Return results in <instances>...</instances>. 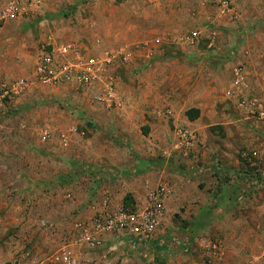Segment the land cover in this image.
<instances>
[{"label":"crops","instance_id":"0c3cea01","mask_svg":"<svg viewBox=\"0 0 264 264\" xmlns=\"http://www.w3.org/2000/svg\"><path fill=\"white\" fill-rule=\"evenodd\" d=\"M53 1L46 0L36 13L41 15L54 7ZM178 3L175 5V0H123L118 5L98 2L94 8L96 17H93L91 25L88 24L83 33L72 28L69 34L73 37H65V40L59 31L45 30L41 35L40 41L43 43L57 45L75 42L93 51L133 47L132 62L138 52L135 46L137 48L141 43L157 46L171 41L180 45L182 52L171 56L161 50H140L144 63L137 64L134 61L126 65L128 69L141 67V70L137 73L138 77L136 75V78L131 79L134 83L132 86L120 80L124 106L123 111L119 112L120 129L117 131L121 137L134 143L142 155L143 158L135 163H131V154L128 152L122 160L129 163L116 161L113 154L104 156L94 149L86 151L79 146L67 151L68 146L73 147L72 140L76 132H61L53 137L48 128L41 129L40 134L30 130L28 120L17 123L15 127L0 122V260L26 259L28 264H62L63 254L70 252L84 260L111 261L113 264H160L162 256L168 263L174 257L175 264H242L249 256L247 248L250 247V256L254 255L252 258L256 260L250 264H262L263 228L258 226L257 231L245 230L242 223L244 215L237 210L240 206L236 205L240 202V188L245 185V181H249L255 189L264 185L260 183L261 174H254L259 169L249 173L237 158L240 145L244 143L242 133L236 132L234 136L229 129L231 126L223 121L221 124L225 125L226 136L218 142L210 128L217 119L221 120L217 116L219 112H226L223 102L217 100L219 87H225L227 99L237 98L230 93L233 92L237 67L244 68L251 91L256 94H259L257 91H264V35L243 36L236 30V36H224L208 28L206 23L212 20L242 27L244 23L241 21L244 19L246 22L247 14L255 11L247 4L234 7L237 21L231 22L227 20L230 17L221 13L215 18L210 16L212 13L208 9L213 7L208 4L190 8ZM5 5L0 9V14ZM148 10L159 13L153 16L142 13ZM162 11H169V16H163ZM175 14H178L177 21L174 19ZM34 15L1 20L5 22V29L15 32L13 39L19 41L18 47L24 39L21 34L23 21H28ZM185 16L187 21L183 20ZM39 25L40 28L44 27L45 22L40 21ZM184 26H188L187 31L178 32ZM194 31L201 35L199 43L190 45L181 42L182 37ZM88 32L89 43H80V39ZM201 41L207 48L215 49L211 51L206 46L198 48ZM57 89L97 109L74 87L62 86ZM192 108L200 111V116L195 120H190L186 115L187 110ZM145 113L151 120H146ZM137 121H146L150 126L147 145L139 146L136 142L141 139L138 131H134L139 129ZM168 122H174L177 128L184 125L198 130L201 143L200 148H195L193 159L187 161L188 167L173 174L165 169L166 164L157 166L153 162L154 157L160 155L157 149L171 135ZM45 132H48L46 138ZM37 138L44 144L37 146ZM177 143L178 139H175V147ZM167 151L163 153L165 157ZM195 161H202L203 165ZM111 165L121 170L122 176L115 184H110L107 181L109 178L99 176L100 172L96 175L95 172L100 169L106 171ZM89 168L93 171L90 178L81 174V171H88ZM190 171L206 183L205 194L191 192L201 182L195 184L194 180L187 178L185 174ZM249 176H253L252 179L249 180ZM159 185L166 189V212L151 242L144 243L135 236L120 232L105 235L101 251L91 250L76 242L74 224L78 221L89 222L95 212L102 208L106 197L115 207V203H124L126 194H131L137 206L145 207L148 194ZM174 216L182 220V223L175 221V228L171 226ZM174 233L173 238L170 235ZM203 240L222 243L224 255L221 262L206 255L203 248L199 249L204 245ZM253 246L255 250H252Z\"/></svg>","mask_w":264,"mask_h":264},{"label":"rangeland","instance_id":"374dc122","mask_svg":"<svg viewBox=\"0 0 264 264\" xmlns=\"http://www.w3.org/2000/svg\"><path fill=\"white\" fill-rule=\"evenodd\" d=\"M8 1L9 0H0V9L5 4H7ZM122 1L123 0H55L53 1L54 7H52L51 9H47L44 14L40 15L39 13H36L28 21H23L24 28L22 29L21 34L24 39H22L20 47H18L19 41L13 39L15 32H13L11 29H5V22H1L0 20V77L11 81L31 78L35 64L34 60L36 59L38 48L43 44V42L40 41L41 35L45 32V30H49L52 32H61L63 34L62 36H64V40L66 39L65 37H73V35L69 34L72 32V28H77L78 30H80V32H82L87 28L88 24L91 25L93 17H96L94 8H96L95 6L98 2H113L115 5H118ZM231 1L233 2L234 7L237 4H247L248 6L254 8L255 11L249 12L247 14L245 18V20H247L246 22L244 21V19L243 21H241L242 24L244 23L242 27H237V25L219 23L218 21L212 20L206 23L208 28L219 31V33L223 34L224 36H236V30H239V35L242 34L243 36L251 35L252 37L254 35H264V0H236V2L234 0ZM178 2H180V4H183L184 6L188 5L190 6V8L192 6H199L200 4L203 5V3L208 4L213 7L212 9L208 10L211 11L210 13H212L210 16H213L214 18L218 16L219 13H221L219 8H217L218 6L208 0H175V5H179ZM162 12L163 16H166V18L169 16V11ZM142 13H144L146 16H153L158 14L159 12L148 10V12ZM206 13L208 14L207 10ZM204 14L205 10L202 12V18ZM177 15L178 14H175V21L178 20ZM184 15H186V12L184 13ZM256 15H258V17H255ZM227 17L226 18L228 21H237V18L234 17V15ZM196 18H198V16H196ZM183 20L187 21V17L185 16V19ZM40 21L45 22L44 27L40 28ZM192 26L194 25L192 24ZM187 29L188 26H184L178 32H186ZM176 32L177 28L175 29V33ZM89 38L90 33L88 32L83 37V39H80V43H89ZM202 42L203 41H201V43L197 46L198 48H203L202 46H206V49L208 50L212 51L215 49L214 47L207 48V45L205 43L203 44ZM138 45L139 46H137V48L135 46L136 52H138L135 55L134 60L137 64L144 63V57L140 55V50L146 52L148 49H151V51L161 50L165 54L171 56H175V53H179L180 55V53L182 52L181 46L171 41L163 42L157 46L153 45L152 43H141ZM82 48L84 50H87L85 47ZM231 48H234V46L231 45ZM127 49L132 50L133 47ZM100 50L103 51L102 48ZM139 70H141V67H136V69H128L126 68L125 64H118L116 71L119 77V85L121 80L132 86L134 83L131 79L136 78V75L138 77L137 73L139 72ZM129 72H131L130 74L132 76L129 75ZM38 86H30L26 95L22 96V98L20 97L21 99L19 102H16L17 99H6L4 101V104L0 105V122L2 121L7 126L15 127L17 123L21 124L20 122L28 120V128L30 130L34 131L36 134H40L41 129L43 130L44 128H48L51 130L53 137H57L61 132H76L72 140L73 147L68 146L67 151H70V148L79 146L82 148V150L86 151L87 149H94V151H99V153L104 154V156H107V154H113L116 158V161L127 163H129L127 160H122L126 152L131 154V163H135L138 159L143 158L142 155H140L134 147V143H131L130 140L121 137V135L117 131L120 129L119 112L123 111V108L119 110H106L96 106L97 109L95 110V108L90 105L80 103L76 99L64 95V90H59L57 88H51L47 86ZM219 88V97L217 96V100L219 103L223 102V110L226 112L220 113V109H218L219 114L217 116H219L221 120L217 119L215 121L216 124L210 128V131H212L217 136L216 140L220 142L221 139L226 136L225 125L221 124V122L226 121L228 122L229 126H231L229 128L231 129V134H234L235 136L236 132L242 133L244 143L240 145V151L236 154L237 158L241 161L242 164H244V167L249 170V173L253 172L251 171L253 169H259L258 171L254 172V174H261L259 175V179H261L260 183H264V119H262L258 114H254V112H252L250 109L241 107L237 98L227 99L224 94L225 87L224 89H221V87ZM257 93H259L264 99L263 90L261 92L257 91ZM145 116L146 120H151V117H149L147 113H145ZM256 121L258 122V124H256ZM137 122L138 123L136 125L139 127V129H134V131H138V133L141 135V139H138L136 142L139 144V146L147 145L149 139L146 137L151 133L150 126L146 123V121L145 123H142L141 121ZM167 126L171 130V135L167 139V141H164V143L157 149L160 155L154 157L153 162H164L163 164H166L165 169L169 173L173 174L177 170L184 171L185 168L188 167L187 161L193 159L194 153H196L194 152L196 150L195 148H200L201 143L198 141L196 146H194L190 153L186 155L182 153L181 149L175 147V139H178L177 131H175L177 128L175 127V123L168 122ZM179 127L189 126L179 125ZM198 134L200 139L199 131ZM232 141L234 142V140ZM36 142L37 146L44 144L40 143L38 138ZM53 146H56L57 148L60 147L58 144H53ZM166 151L168 155L165 157L163 153ZM121 152H123V155ZM218 158L220 157L218 156ZM195 162L203 165L202 161ZM72 164L75 165V163ZM108 168L109 169H107L106 171L102 169H100L99 171H95L97 172L96 175H98V173L100 172L99 176H105L106 178H109L107 181H109L110 184L117 183L120 180V176H122L121 170L118 169L117 166L113 165L109 166ZM79 169H81V167H79ZM90 173L93 174V171L91 172L90 168L88 171H81L82 175L85 174L89 178L90 175H92ZM187 173L189 174H185V176L187 178H190L192 181L194 180L193 182L195 184H198L199 181L201 182V184L198 185L199 187L196 185V187L192 189L191 192L193 194H205L206 192L204 190V186L206 183H203L202 179L199 180L200 178L193 176L191 171ZM195 175L197 176V174ZM251 177L253 176H249V178H247L250 180L252 179ZM254 177H256V175ZM245 182L247 184L245 183V185L240 188V202L236 204L240 206V208H238L237 210L241 211L244 215V220H242V223L245 226V230L253 229V231H257V227L261 226L264 231V185L262 187H256L257 189H255L252 188L253 185H250L249 181ZM157 188L153 189L152 191L156 190ZM253 190L256 191V194H254ZM152 191H150V193ZM105 199H107V197ZM108 200L110 203L109 198ZM115 205L119 207L124 206L120 203H115ZM134 207L140 209L144 208L137 206L135 200ZM175 221L182 223L180 217L176 218L174 216L173 224L171 225L173 228H175ZM170 236L174 238L175 233L174 235L171 234ZM254 247L255 246H253L252 250H255ZM102 248L103 246L98 248L97 250L101 251ZM200 248L202 247H199V249ZM248 248L250 249V247ZM248 248L247 254L250 256L252 253L248 251ZM249 256L247 257V259L243 260L244 264H250L251 262L253 263L256 261L254 258H252L254 255L250 257ZM162 257H160V264H175L174 257H172L173 261L170 263H168L169 261H167L166 258ZM260 261H263V257L260 259ZM96 263L100 264L101 262L96 261Z\"/></svg>","mask_w":264,"mask_h":264},{"label":"built area","instance_id":"2783aa9c","mask_svg":"<svg viewBox=\"0 0 264 264\" xmlns=\"http://www.w3.org/2000/svg\"><path fill=\"white\" fill-rule=\"evenodd\" d=\"M46 0H9L0 14V20L17 17H29L40 9ZM215 3L221 14L235 15L236 10L231 0H208ZM201 40L199 32H191L181 38L182 43L197 44ZM97 43L99 41L97 40ZM132 50H84L75 42L57 45L43 43L37 51L32 76L29 79L7 80L0 77V105L6 99L15 100L28 92L30 86L42 85L51 88L72 86L87 97L92 104L106 110L121 109L124 99L119 87L118 64L128 65L132 61ZM233 92L239 105L250 109L264 119V99L251 91L250 83L244 75V68L235 69ZM177 147L188 155L199 139L198 130L189 127L177 128ZM48 132L44 133V137ZM166 189L159 188L149 194L147 205L143 208L112 207L108 198L102 208L97 210L89 222L78 221L74 224L76 242L91 250L103 246L107 234L124 233L135 236L143 242H151L160 229L166 212ZM202 248L206 255L215 261L223 259V245L220 241L203 240ZM0 264H28L26 259L18 261L0 260ZM62 264H98L94 260H84L70 252L63 254ZM100 264H113L101 261ZM262 264H264V256Z\"/></svg>","mask_w":264,"mask_h":264},{"label":"trees","instance_id":"16d2710c","mask_svg":"<svg viewBox=\"0 0 264 264\" xmlns=\"http://www.w3.org/2000/svg\"><path fill=\"white\" fill-rule=\"evenodd\" d=\"M186 115L190 120H195L200 116V111L196 108H192V109L187 110ZM163 163L164 162L160 161V162H156L155 165L163 166L164 165ZM177 171H179V170H177ZM123 205L125 208H129V207L134 208V200H133L131 194H127L125 196ZM144 243H149V242H144ZM165 249L169 250L168 247H166Z\"/></svg>","mask_w":264,"mask_h":264}]
</instances>
